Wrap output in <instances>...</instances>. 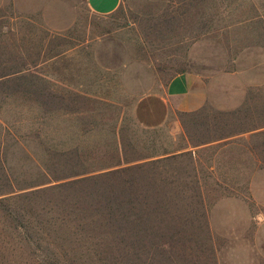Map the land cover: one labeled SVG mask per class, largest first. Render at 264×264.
<instances>
[{
    "label": "rangeland",
    "instance_id": "1",
    "mask_svg": "<svg viewBox=\"0 0 264 264\" xmlns=\"http://www.w3.org/2000/svg\"><path fill=\"white\" fill-rule=\"evenodd\" d=\"M150 68L153 93L200 72L248 106L141 127ZM263 91L264 0H121L108 15L0 0V264H264V206L240 178L264 162L238 160L245 144L192 151L264 121Z\"/></svg>",
    "mask_w": 264,
    "mask_h": 264
},
{
    "label": "crops",
    "instance_id": "2",
    "mask_svg": "<svg viewBox=\"0 0 264 264\" xmlns=\"http://www.w3.org/2000/svg\"><path fill=\"white\" fill-rule=\"evenodd\" d=\"M85 3L91 12L98 15H108L119 7L121 0H85ZM130 77L134 78L135 74L132 72ZM146 80H148V85L152 82L150 86H147L149 93L139 95L132 106V112L137 123L144 128L159 129L166 126V123H172L176 128V132L183 131L184 128L181 125L180 118L183 113L191 112L193 115H200L208 112L210 116L212 110L231 118V115L243 109L241 105L243 107L248 106L246 93L239 94V96L238 93L228 94L224 90L226 88L224 79L210 78V76L200 72L181 71L176 73L164 85H161L159 93L152 92L155 81L152 69L151 73H146L145 82ZM255 95L259 96V98H264V91L255 93ZM237 96L239 100L243 99L242 102L237 101V99L234 100ZM151 101H154L156 105L150 106ZM144 109L153 118V121H146L141 117L140 112ZM227 130L231 132L215 140L200 142L192 148V151L195 153L196 149L212 144H220L224 149H232V147L242 148L243 144H245V148L247 147L246 156L238 160L248 164L264 162L262 157L257 156L258 153L255 150L252 151L250 149L256 144L257 139L260 137L259 135L264 131V121L254 122L245 127L231 125L227 127ZM185 150H179L177 153L181 154ZM231 160L229 158V161ZM248 169L250 168L248 167ZM263 176V167H259L256 170L245 171L240 178L253 180H249L248 184L246 182L248 193L256 203L264 206V194L255 189L257 185L254 182V179L263 178Z\"/></svg>",
    "mask_w": 264,
    "mask_h": 264
}]
</instances>
